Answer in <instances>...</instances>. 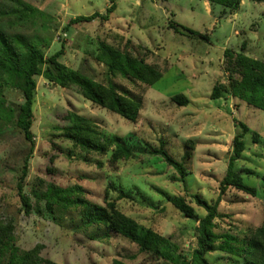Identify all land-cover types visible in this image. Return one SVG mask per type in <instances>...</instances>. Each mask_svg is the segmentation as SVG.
Returning <instances> with one entry per match:
<instances>
[{
  "label": "rangeland",
  "instance_id": "374dc122",
  "mask_svg": "<svg viewBox=\"0 0 264 264\" xmlns=\"http://www.w3.org/2000/svg\"><path fill=\"white\" fill-rule=\"evenodd\" d=\"M24 1L46 15L37 18L35 25L15 31L43 41L46 56L62 50V63L141 98V108L137 120L131 122L84 99L76 86L61 87L36 77L31 126L34 148L23 192L40 213H25L16 190L30 144L13 125L0 124V218L14 222L16 244L22 250L40 243L41 257L56 264H111L113 259L126 264H160L103 225L87 224L79 207L55 205L49 212L33 193L44 191L47 182L99 204H104L108 186H115L109 187L108 200L117 197V188L127 190L132 199H118L119 210L169 238L188 256L196 246L197 222L184 217L159 190L185 197L199 216L205 211L191 194H201L208 201L220 197L222 216L215 219L214 228L219 234L228 232L241 240L264 221V111L225 93L210 98L213 85L223 84L229 75L225 49L264 61V0H241L235 11L226 14L219 5H210L207 11L202 0H115L107 19L73 23L70 20L76 16L104 15L109 0ZM10 4L0 0L2 7ZM99 41L145 57L160 68L161 77L146 85L120 75L108 76L103 63L95 59ZM180 93L189 99L184 106L171 100ZM3 94L11 104L22 100L21 93L9 86L3 87ZM68 111L91 119L107 141L114 135L126 139L136 149L135 155L112 163L110 151L81 152L60 135ZM240 121L250 131L244 136L245 150L235 169L242 171L246 185L256 188V196L230 187L220 192ZM252 132L259 135V141H253ZM160 145L184 163L188 172L185 184L162 157L144 151ZM207 256L210 264H235L230 255L216 250Z\"/></svg>",
  "mask_w": 264,
  "mask_h": 264
},
{
  "label": "trees",
  "instance_id": "16d2710c",
  "mask_svg": "<svg viewBox=\"0 0 264 264\" xmlns=\"http://www.w3.org/2000/svg\"><path fill=\"white\" fill-rule=\"evenodd\" d=\"M9 6L0 5V124H11L17 128L24 139L29 142V151L24 157L20 175L16 184L17 195L22 209L29 214L32 211L40 213V208L31 203V198L23 192V180L28 172L29 158L33 152L34 139L31 130L33 106L35 102L36 77L41 76L49 83L61 87L76 86L81 96L91 103L117 113L122 118L135 122L141 108V98L131 95L127 91L119 92L115 85L95 81L73 68L62 63L59 59L62 50L46 56L41 41L36 36L27 37L26 34L15 31L16 27L35 25L37 18L46 14L39 8L24 0H8ZM211 6H221L223 14L235 11L241 0H206ZM115 0H109L105 14L92 13L87 16H76L73 22L91 21L97 17L107 19L115 9ZM43 27H44V22ZM9 26V30L5 26ZM174 30L177 31V26ZM191 34H199L186 27L182 28ZM202 35V34H200ZM226 70L229 75L222 84L213 85L210 98L218 99L228 94L250 106L264 111V61L253 58L243 51L225 49L223 52ZM95 59L106 67L108 76L120 75L131 81H138L146 85L154 84L162 75L156 64L148 63L145 57L134 55L129 50H122L105 41H99ZM9 86L21 93V102L8 103L3 94V87ZM177 105L184 106L189 99L183 94L171 96ZM66 125L61 127V136L70 141L81 152H96L103 154L110 151V162L128 159L135 155L136 149L128 144L121 136L114 135L105 140L96 124L89 118L74 111L65 115ZM239 130L232 138L231 154L227 162L225 175L220 181V192L227 188H234L251 196H256L257 190L242 181L241 170L235 169V162L240 159L245 150L244 136L250 131L248 126L238 123ZM253 141H259V135L252 132ZM148 154L162 157L165 162L179 174L185 184L188 174L182 161L173 158L162 145L147 147ZM245 173H253L244 169ZM264 193V173L261 175ZM109 187L105 189L104 204L88 200L74 194L71 190L47 182L44 191L33 190L38 201H44L45 208L53 212L54 206L68 208L79 207L82 216L89 225H103L107 231L116 233L135 243L141 252L149 254L160 264H210L208 253L218 251L230 255L235 264H264V221L257 227L250 229L243 239H238L228 232L217 233L215 219L221 217L218 211L220 197L208 201L201 194H191L193 201L203 208L205 214L199 216L195 208L187 202L185 197L169 195L164 191L158 192L177 209L184 217L197 222L196 246L189 256L180 246L169 238L159 234L150 227H146L117 207L116 201L122 198L132 199V195L123 188H117L116 198L108 200ZM15 225L11 219L0 218V264H56L43 259L40 255L43 245L38 243L28 250H22L15 239ZM111 264H126L119 259H113Z\"/></svg>",
  "mask_w": 264,
  "mask_h": 264
},
{
  "label": "crops",
  "instance_id": "0c3cea01",
  "mask_svg": "<svg viewBox=\"0 0 264 264\" xmlns=\"http://www.w3.org/2000/svg\"><path fill=\"white\" fill-rule=\"evenodd\" d=\"M202 3H203V5H204V7H205V9L208 11V10H210V8H209V6H210V4H209V2L208 1H206V0H202ZM211 7V6H210ZM254 58V57H253ZM256 58V57H255ZM234 135V134H233ZM219 211V210H218Z\"/></svg>",
  "mask_w": 264,
  "mask_h": 264
}]
</instances>
